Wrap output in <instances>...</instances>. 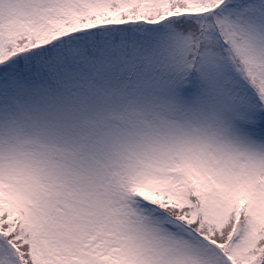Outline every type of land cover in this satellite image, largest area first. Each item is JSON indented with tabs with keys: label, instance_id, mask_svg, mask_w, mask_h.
<instances>
[{
	"label": "snow or ice",
	"instance_id": "obj_1",
	"mask_svg": "<svg viewBox=\"0 0 264 264\" xmlns=\"http://www.w3.org/2000/svg\"><path fill=\"white\" fill-rule=\"evenodd\" d=\"M0 264H264V0H0Z\"/></svg>",
	"mask_w": 264,
	"mask_h": 264
}]
</instances>
